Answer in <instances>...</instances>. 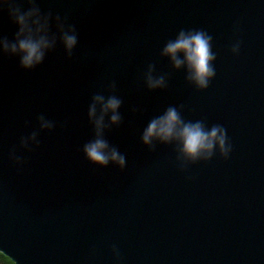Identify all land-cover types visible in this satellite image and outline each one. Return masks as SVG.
<instances>
[{
	"label": "water",
	"instance_id": "obj_1",
	"mask_svg": "<svg viewBox=\"0 0 264 264\" xmlns=\"http://www.w3.org/2000/svg\"><path fill=\"white\" fill-rule=\"evenodd\" d=\"M13 4L47 21L49 47L29 69L0 49V253L13 264H264V0ZM11 6L0 8L8 45ZM181 33L208 39L203 87L183 54L179 67L164 54ZM170 109L181 125L222 130L223 150L190 158L178 139L145 144ZM98 138L123 166L86 157Z\"/></svg>",
	"mask_w": 264,
	"mask_h": 264
},
{
	"label": "clouds",
	"instance_id": "obj_2",
	"mask_svg": "<svg viewBox=\"0 0 264 264\" xmlns=\"http://www.w3.org/2000/svg\"><path fill=\"white\" fill-rule=\"evenodd\" d=\"M6 5H12L9 8V15L14 20L18 27L17 41L12 45L6 42H0V49L10 51L12 54L20 55L21 66L29 69L41 62L44 51L49 47V41L43 36H40V31L46 27L47 21L43 24L34 8L26 12H21L18 7L13 4V0H0V8ZM35 28V36L32 29ZM62 42L66 51L70 52L76 44L74 34L64 33ZM164 54L167 55L175 64L180 66L178 55L183 54L184 62L191 73L192 80L200 87L206 85L208 78L212 75V70L209 67L212 55L209 50L208 39L201 33L185 35L181 33L177 39L170 42L164 49ZM150 86L154 87L160 84V81L149 82ZM97 102H101L97 98ZM119 107V101L115 98H110L103 104V112H112L111 120L115 123L118 120L116 109ZM94 108L90 109L89 115H93ZM100 121H97L99 126ZM153 138H159L164 141L170 139H178L182 144L183 153L195 158L201 153H210L214 144L218 145L221 150L224 148V134L218 128H212L205 132L199 124L196 125H181L179 117L174 110H168L162 117L153 120L145 129L143 141L149 143ZM85 155L93 163L105 165L109 159L123 166V158L120 157L114 150L108 153L107 144L102 139H96L94 142L85 146ZM3 253H0V257ZM6 258V257H5ZM8 264H12L10 258Z\"/></svg>",
	"mask_w": 264,
	"mask_h": 264
},
{
	"label": "trees",
	"instance_id": "obj_3",
	"mask_svg": "<svg viewBox=\"0 0 264 264\" xmlns=\"http://www.w3.org/2000/svg\"><path fill=\"white\" fill-rule=\"evenodd\" d=\"M6 258L4 255L2 257H0V264H8V259H6ZM12 264H13V262H12Z\"/></svg>",
	"mask_w": 264,
	"mask_h": 264
}]
</instances>
